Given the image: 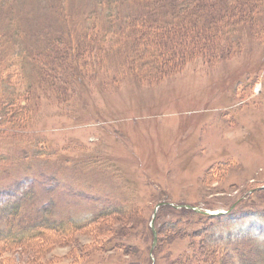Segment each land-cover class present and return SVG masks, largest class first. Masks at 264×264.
Segmentation results:
<instances>
[{"label": "rangeland", "instance_id": "1", "mask_svg": "<svg viewBox=\"0 0 264 264\" xmlns=\"http://www.w3.org/2000/svg\"><path fill=\"white\" fill-rule=\"evenodd\" d=\"M235 1L252 32L248 35L243 28L229 36L231 50L241 48L238 56L231 52L214 66L188 68L193 72L172 76V84L146 83L138 93L134 81L125 85L128 80L106 92L98 88L85 106L99 117L75 121L60 99L50 96L40 99L41 108L31 107L24 126L21 119L0 126V240L8 241L5 235L12 229L16 243L0 246V264H145L148 228L156 232L155 246L159 239L163 244L158 260L150 253L153 264L197 255L191 241L225 249L239 246L229 256L232 264H245L249 254L264 264V62L256 53L264 49V0ZM58 2L0 0L5 5L0 9V31L5 32L0 34V51L7 48L6 54L0 53V64L8 62L14 72L21 63L28 66L23 57L30 55L35 34L46 42L51 38L45 36L63 28L51 14ZM92 5L93 0H67L68 10L78 15ZM9 18L17 35L8 33ZM17 24L23 29L20 36ZM248 51L258 59L252 71L243 65L250 60ZM107 64L110 76L120 74L116 58ZM27 73L31 77L34 70L29 67ZM2 88L0 83L5 92ZM86 155L101 161L84 167ZM223 201L233 205L229 211ZM116 203L134 213L111 215L100 224L71 231L73 224L84 225ZM161 206L166 213L156 224ZM169 206L194 207L211 215L236 211L199 222L177 218ZM188 221L195 225L186 228ZM44 226L56 230L16 242ZM128 228L137 238L132 255L118 258L119 251L99 250L108 239L123 240ZM185 228L196 234L188 235Z\"/></svg>", "mask_w": 264, "mask_h": 264}, {"label": "trees", "instance_id": "2", "mask_svg": "<svg viewBox=\"0 0 264 264\" xmlns=\"http://www.w3.org/2000/svg\"><path fill=\"white\" fill-rule=\"evenodd\" d=\"M58 1L51 6V14L58 19V22L61 21L63 28L58 26L55 34L45 36L47 40L51 38L46 42L42 41V36L37 37L35 34L34 43L31 48L29 47L30 55L23 57L27 62V67L21 63L20 70L14 72L15 69L10 71L8 62L0 64L1 67L6 63L3 66L4 71L0 72V83L4 85L2 89L5 90V92L0 90L1 127L7 125L6 120L13 119H21L22 122L19 125L24 126L27 122L25 118L28 117L31 107L41 108L40 99L44 98L47 101L50 96L60 99V104L75 121H84L86 115L99 117L98 112L85 106L86 100L92 99L93 93L98 91V88L106 92L112 86H116L115 83H124L128 80L129 82L125 85L134 81L135 85H132L138 87L137 90L134 87V93H138L146 83L172 84L170 82L172 76L193 72L186 71L188 68L214 66L221 59L225 61L231 52L232 55L238 56L236 53L240 52L241 48L236 53L235 47L232 50L230 48L229 36L233 31L239 32L245 28L244 31L247 30L248 35L252 33L248 28L251 25L250 22L244 21L243 8L236 6L235 0H93V5L84 10L81 15L72 13L74 9L68 10L67 0ZM127 3L129 6L125 8ZM4 7L5 5L0 3V9ZM237 7L239 10H236ZM8 22L10 31L8 33L14 32V35H17V30L16 32L11 31L14 29L15 22L11 18ZM17 26H20L18 28L20 36L22 26L19 24ZM45 31L47 30L43 32ZM218 31L221 35L217 37ZM187 33L193 36L192 39L186 36ZM0 34H5V32L0 31ZM0 39L3 38L0 37ZM7 44V47L11 48L9 39ZM222 44L223 47H221ZM21 48L24 52L23 45L19 49ZM6 51L7 48H3L0 53L6 54ZM256 53L261 57V62H264V49L263 51L257 49ZM248 54L251 56L250 60L243 65L252 71L258 59L253 57L252 51H248ZM112 57L119 62L120 74L117 72L110 76L107 61ZM10 64L13 65L12 62ZM29 67L34 70L31 77L27 73ZM10 108L14 109L10 110ZM83 157L86 158L81 160L84 167L96 166V163L101 161L99 157H93V155ZM74 165L80 166L77 163ZM224 202L223 206L226 207V211H229L233 205ZM167 208L179 219L189 218L199 222L220 220L236 211L233 209L228 215L212 216L186 206ZM207 208L211 209L212 206L209 205ZM130 213L132 215L134 212L125 209L124 204L116 203L104 209L100 216L84 225L73 224L71 231L100 224L99 222H103L111 215ZM165 213L166 211L161 206L155 223ZM188 223L186 228L195 225L194 222L188 221ZM43 224L47 225L48 221ZM175 225L172 224V227L175 228ZM58 227L62 228L63 224H59ZM48 229L49 231L56 230L55 227L44 226L40 231L39 227V230L36 229L34 233H30L31 235L28 234L29 237H20L16 242L20 244L23 242L22 239L38 237ZM128 229L123 240L117 237L108 239L101 244L99 250L109 253L119 251L121 256L118 258L132 255L137 246V238L132 228ZM156 229L157 234L161 235L163 230L160 227ZM103 230L106 231V229ZM148 230L145 264H153V257L150 253L158 260L163 244L159 239L154 248V232L150 228ZM6 233L3 235L6 234L5 237L9 240H0V246H16L11 239L15 237L12 229ZM186 233L196 234L191 233L189 229H186ZM112 241H116L115 244L111 243ZM190 245L198 247L197 255L181 256L174 264H232L229 256L234 255L233 251L237 254L241 249L239 246L225 249V246L208 245L205 242L199 243L198 246L193 241ZM251 256L248 255L245 264H257ZM234 257L240 260L238 255ZM127 263L132 264L129 260L122 262V264Z\"/></svg>", "mask_w": 264, "mask_h": 264}, {"label": "water", "instance_id": "3", "mask_svg": "<svg viewBox=\"0 0 264 264\" xmlns=\"http://www.w3.org/2000/svg\"><path fill=\"white\" fill-rule=\"evenodd\" d=\"M195 210H196V211H199V212H202V213H204V214L211 215V213H209V212L205 213L204 211H202V210H198V209H196V208H195ZM219 214H224V213H223V212H217V213H215V214H212V216L219 215ZM154 234H156L155 231H154ZM156 239H157V237L155 238V240H154V242H153V247H154V245H155Z\"/></svg>", "mask_w": 264, "mask_h": 264}, {"label": "bare ground", "instance_id": "4", "mask_svg": "<svg viewBox=\"0 0 264 264\" xmlns=\"http://www.w3.org/2000/svg\"><path fill=\"white\" fill-rule=\"evenodd\" d=\"M96 165V164H95Z\"/></svg>", "mask_w": 264, "mask_h": 264}]
</instances>
